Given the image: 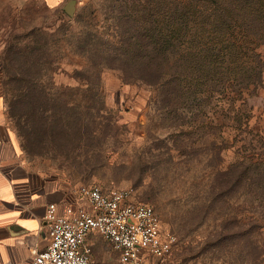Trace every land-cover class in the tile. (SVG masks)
Segmentation results:
<instances>
[{"label":"rangeland","instance_id":"obj_1","mask_svg":"<svg viewBox=\"0 0 264 264\" xmlns=\"http://www.w3.org/2000/svg\"><path fill=\"white\" fill-rule=\"evenodd\" d=\"M64 2L0 0L5 101L31 88L45 91L66 121L44 143L38 130L31 157L72 186L134 187L136 199L152 205L164 230L177 237L160 264L263 262L264 43L231 48L199 30L196 41L179 49L192 47L194 63L207 71L181 69L177 87L154 86L122 72L144 69L148 43L181 37L178 19L167 30L181 2L212 17L217 4L75 0L70 15ZM136 57H144L138 65ZM256 67L263 68L258 83L251 82L253 73L238 78ZM13 123L26 124L24 117ZM249 234L254 243L248 245ZM219 236L225 239L216 241ZM95 243L96 264H119L108 243Z\"/></svg>","mask_w":264,"mask_h":264},{"label":"built area","instance_id":"obj_2","mask_svg":"<svg viewBox=\"0 0 264 264\" xmlns=\"http://www.w3.org/2000/svg\"><path fill=\"white\" fill-rule=\"evenodd\" d=\"M70 194L63 212L56 202L47 205L49 243L34 251L30 264H96V238L118 252L119 264H160L177 245L176 235L164 230L152 205L136 199L132 186L81 182Z\"/></svg>","mask_w":264,"mask_h":264},{"label":"trees","instance_id":"obj_3","mask_svg":"<svg viewBox=\"0 0 264 264\" xmlns=\"http://www.w3.org/2000/svg\"><path fill=\"white\" fill-rule=\"evenodd\" d=\"M205 1L206 4H217L218 10H216L215 16L212 17V12L205 15H196L195 11L190 9V2H181L180 10L170 13L169 19H172L171 25L167 30L172 32L174 30V23L178 19V25L181 29L178 40L163 43L159 45L155 42H150L147 45V53L145 66L142 71H129L125 70L123 77L126 79H133L146 82L150 85L165 84L169 87H177L179 85L178 77L182 74L181 69L189 70H206L201 68L198 64L194 63L197 58V52L190 46H186L187 50L184 53L179 46L183 42H190L191 44L196 41L199 30H204L206 35H211L212 40H216V44L228 42L231 44V48L235 46L237 49L243 45L245 48L252 49L249 44H262L264 43V0H194ZM157 16H151L150 21L156 23ZM209 25L211 28L206 29ZM154 28V26L151 24ZM205 35V34H204ZM189 37L191 39L189 40ZM138 45L141 46V43ZM143 45V44H142ZM144 57H136L134 62L138 65L141 63ZM190 59L188 63L186 60ZM117 59L116 61H119ZM120 66H123L125 60L119 61ZM112 65L115 63H108ZM220 65V63H219ZM258 66V65H257ZM260 66V65H259ZM226 65H223V69ZM255 73L248 69L247 73H237L238 78H243L253 73L251 82L258 83L263 76V68L256 67ZM21 91V90H18ZM50 93L45 91H38L35 88H31L28 91L18 92L11 100L7 101L8 114L12 121L24 117L25 126L16 124L15 127L19 135L23 138L24 147L28 154H33L31 145L36 142L40 144V141L36 139L38 130L44 132L42 135V141L47 142L51 140V136L55 127L65 126L64 116L60 113H54L52 111ZM22 98L25 103L21 102ZM25 105V106H23ZM41 108V109H40ZM39 110H42L40 113ZM39 113L36 119V114ZM15 124V123H14ZM49 135L50 138H49ZM253 225V224H252ZM261 226H264L262 222ZM225 239L223 236H219L217 240ZM247 243H254L251 235L247 236ZM249 248V255L252 256V249ZM263 251L260 250L259 258L261 257L264 264Z\"/></svg>","mask_w":264,"mask_h":264},{"label":"crops","instance_id":"obj_4","mask_svg":"<svg viewBox=\"0 0 264 264\" xmlns=\"http://www.w3.org/2000/svg\"><path fill=\"white\" fill-rule=\"evenodd\" d=\"M71 187L59 171L27 153L0 83V264H30L34 251L48 245L46 207L56 202L63 212Z\"/></svg>","mask_w":264,"mask_h":264},{"label":"water","instance_id":"obj_5","mask_svg":"<svg viewBox=\"0 0 264 264\" xmlns=\"http://www.w3.org/2000/svg\"><path fill=\"white\" fill-rule=\"evenodd\" d=\"M75 0H69V2L65 5V10L72 15L74 11Z\"/></svg>","mask_w":264,"mask_h":264}]
</instances>
